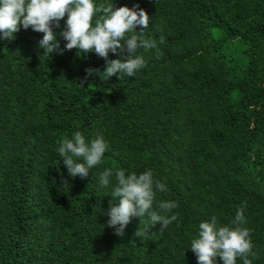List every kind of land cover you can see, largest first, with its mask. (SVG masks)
<instances>
[{
    "label": "trees",
    "instance_id": "trees-1",
    "mask_svg": "<svg viewBox=\"0 0 264 264\" xmlns=\"http://www.w3.org/2000/svg\"><path fill=\"white\" fill-rule=\"evenodd\" d=\"M112 2L150 17L144 35L160 55L138 49L134 78L84 81L85 69L103 73L102 58L44 54L30 28L0 40V264H197L199 223L232 226L244 202L249 259L264 264V0ZM76 131L109 146L85 179L69 177L57 151ZM108 168L151 170L167 188L153 208L176 202L177 221L145 231L148 217L133 218L115 235L105 215L115 178L100 184Z\"/></svg>",
    "mask_w": 264,
    "mask_h": 264
},
{
    "label": "clouds",
    "instance_id": "clouds-1",
    "mask_svg": "<svg viewBox=\"0 0 264 264\" xmlns=\"http://www.w3.org/2000/svg\"><path fill=\"white\" fill-rule=\"evenodd\" d=\"M61 20H64L62 29ZM149 22V15L138 4L132 8H117L112 0L99 5L93 0H0V40H12L13 34L21 28H30L43 34L38 46L44 54L57 50L63 54V51L76 49L81 54L94 53L102 58L105 61L103 73L98 69H85L84 81L94 73L106 80L112 76L117 80L134 78L137 71L145 67L144 57L137 55L138 49L156 50L158 58L157 42L144 35ZM54 29L61 30L57 33ZM57 35L66 42L63 49H60ZM164 40V36L159 38L160 43ZM109 53L119 58L109 59ZM108 147L102 135L86 142L83 134L76 131L70 139L61 140L57 151L68 176L85 179L89 170L101 163ZM113 176L115 185L111 187V194L118 199L109 205L105 215L107 227L114 229L115 235L123 236L133 218L148 217L150 227L145 231L156 224L162 231L177 221L178 215L172 211L178 207L176 202L160 201L156 205L158 210L153 208L157 191L166 192L167 188L164 183L154 180L151 170L126 174L124 169L113 171L108 168L100 173V184L109 187ZM63 184L68 182L63 180ZM245 207L246 202L237 208L232 226L218 225L215 215L199 223L198 235L190 242V251L197 264H217L218 259L222 264H236L237 257L243 264H252L249 256L258 258L253 251L250 229L242 226L246 223ZM134 235L140 237L144 232L137 228Z\"/></svg>",
    "mask_w": 264,
    "mask_h": 264
},
{
    "label": "rangeland",
    "instance_id": "rangeland-1",
    "mask_svg": "<svg viewBox=\"0 0 264 264\" xmlns=\"http://www.w3.org/2000/svg\"><path fill=\"white\" fill-rule=\"evenodd\" d=\"M239 56L241 57V55L239 54Z\"/></svg>",
    "mask_w": 264,
    "mask_h": 264
}]
</instances>
